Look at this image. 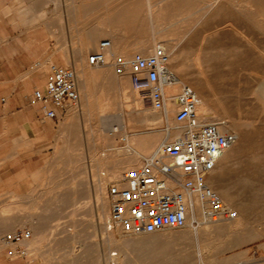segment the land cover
Here are the masks:
<instances>
[{"label": "rangeland", "instance_id": "obj_1", "mask_svg": "<svg viewBox=\"0 0 264 264\" xmlns=\"http://www.w3.org/2000/svg\"><path fill=\"white\" fill-rule=\"evenodd\" d=\"M140 1L142 0H0V55L15 38L19 39L22 47L28 43L34 54L26 62L22 60L21 54L16 58L20 67V83L15 94L18 102L10 96L11 84L2 83V79L7 76L0 74V114H21V108L28 107L29 97L38 86L29 89L26 72L35 61L36 67L41 66L37 63L41 61L42 55H55L58 59H54L57 63L47 64L39 77L49 73L53 65L71 66L68 59L71 56L75 58L80 41L91 28L97 26L100 18L107 13L118 18L120 11L124 16L125 10H129L130 6V14L136 15V5L142 6L143 1L145 2ZM26 9L33 16L45 13L49 16V21L47 24L36 22L33 26L23 25L18 12ZM137 15L139 17L122 21L120 26L111 29L114 33L119 32L116 36L122 44L115 58H131L135 54L148 56L154 52L152 49L145 55L131 50V46L148 29L143 7ZM141 19L145 20L142 22ZM225 20L229 22L225 23ZM140 21L142 28L139 27ZM243 24L245 23L222 7L213 17L202 22L190 38L182 43L183 52H177L181 55L175 54L167 62L168 66L171 65L169 67L172 72L181 74L186 80L185 86L197 89L200 94L204 93L208 106L240 127V137L231 146V150L227 151V160L221 163L224 166L219 178L214 179L218 186L229 191L234 210L241 213L242 226L233 235L221 239L209 238L206 253L213 254V260L208 255L200 257L205 241L195 229L193 238L186 240L190 247L185 250V242L182 245V241H173V237L187 229V226L139 234L133 233L125 224L107 228L108 218L103 222L98 216L94 182L105 177L102 172L108 174L114 168L124 166L121 155L125 151L118 142L125 135L121 132L110 135L103 129V124L96 121L98 116L89 114L86 108L80 112L78 106L74 105L72 114L60 122L46 121L45 126L50 131L49 139L43 138L42 125L36 126L32 142L28 139L25 128L18 132L10 130L0 134V235L5 240L6 234L29 230L32 233L30 239H36L34 243L27 244L1 243L0 264H109L107 258L110 249L113 252L119 249L120 253L126 247H149L151 251L148 253L153 259L166 253L172 254L175 246L174 250L177 252L173 253L176 256L182 253L191 255L193 259L189 256L190 264H264V108L258 99V87L261 88L264 81V58L254 49L255 46L263 49L264 40L261 35L253 33L247 24ZM157 37L158 41L164 39ZM107 38L108 36H102L96 44ZM123 49L125 53L120 51ZM90 52L92 50L84 56L85 71L92 67L87 62ZM108 62L106 65L115 66L112 55H109ZM182 87L172 89L174 91L171 90V95L178 93ZM137 95L142 100L138 91ZM142 107L146 111H153L148 102ZM176 109L177 106L167 118L168 124L174 129L178 125L172 116ZM147 126H155V121H148ZM121 168L124 174L127 167ZM116 180L118 179H111L108 185ZM107 187L104 197L107 196L109 201L110 217L112 200ZM221 200L225 203V199ZM203 205L204 203L200 206V212L207 216L203 212ZM197 216V213L190 215L195 228L198 227L194 223V220L198 222ZM18 221H22V224L11 226ZM3 227L7 229L4 230ZM165 233L174 235L167 238ZM243 235L246 237L243 238ZM157 237L161 240L160 243L166 245L161 251L151 249L154 248L152 244ZM193 251L196 258L192 256ZM176 262L173 260L172 263Z\"/></svg>", "mask_w": 264, "mask_h": 264}, {"label": "built area", "instance_id": "obj_2", "mask_svg": "<svg viewBox=\"0 0 264 264\" xmlns=\"http://www.w3.org/2000/svg\"><path fill=\"white\" fill-rule=\"evenodd\" d=\"M110 45L109 39H102L98 48L89 53L88 64L93 67L108 64ZM165 56V49L157 47L148 56L114 58L117 73L129 74L152 108L166 114L168 103L177 102L175 121L180 133L163 144L160 154L151 156L138 168L126 170L120 179L109 183L112 203L108 229L125 223H129V229L135 234L184 228L188 216L197 212V195L209 218L235 216L209 186L207 178L224 152L236 143L237 136L233 132H221L215 124L197 121L198 96L190 86L182 87L171 96L165 93V87L175 81ZM31 102L52 104L55 108L78 104L80 92L75 69L53 65L44 88L34 90ZM47 116L56 118L57 114L48 110ZM194 223L198 224L196 220ZM31 236L29 230L15 231L6 234L5 242L19 244Z\"/></svg>", "mask_w": 264, "mask_h": 264}, {"label": "bare ground", "instance_id": "obj_3", "mask_svg": "<svg viewBox=\"0 0 264 264\" xmlns=\"http://www.w3.org/2000/svg\"><path fill=\"white\" fill-rule=\"evenodd\" d=\"M138 1L139 0H137V2ZM142 1H140V3ZM122 4H124V3H121V5ZM121 5H119V6H121ZM108 6L112 7V5H108ZM126 6H127V4H126ZM130 7H128L129 10H125V12L123 14L124 16L121 15L122 11L118 12L117 16H120L118 18L115 17L111 13H107V12H109V7H108L107 8L108 11L106 12L107 14L104 15L102 18H100V21L98 22L97 26L91 28V31L88 33V36H86V47L91 40L94 42V44L89 43L88 46H91L90 48L85 47V49L84 48L80 49V53L78 54L77 59H76L78 61L79 65L75 63L76 61H71V67H73L75 69L76 74H77L78 85H79V81L81 80V78L84 76V73H85L84 68H82L80 65V61L82 60V56L84 55V52L88 51L89 49L90 50L94 49L93 51H95L99 46V44H96V41L99 38H101L102 36H108V39L110 40L111 45L107 50V56L109 58V55L110 56L116 55V52L119 51L118 49H119L120 45H122V44H121L120 39H118L116 36L119 32L117 31L118 33L116 32L117 33L116 34V33H114V30H111V29H114V28H117L118 26H120L122 21H128V20H130V18H132V20H133L134 17H136V18L139 17V15H137V14L142 9V7H143L144 11H146L145 19L148 22L147 23L148 29L143 34H141V37L139 39H137V41L131 46V50L140 51L141 53L148 55V53H150L152 51V49L154 51L157 47H162L166 51V56H165L166 62H169V58L173 57L175 54H176L175 56H177V54H179V56H180L181 54L177 53V52H180V51L183 52L181 50L182 43H184V41H186L190 38L191 34L194 33L196 28L202 22L207 21L211 17H213L215 15V13L218 12L222 7H224V9H226V11H228L231 15H233L234 18H236L239 21H242L243 23L247 24V26L253 30V33H256L257 35L258 34L261 35V37L264 40V0H145V2L143 1L142 6L136 5V8H135L137 10L136 15L130 14ZM133 7H134V5H133ZM116 9H119V7ZM112 13H113V11H112ZM119 13H120V15H119ZM18 14L21 17V21H22L23 25H26V26L30 25V24H32V26H33V23H36V22H38L39 24L40 23H46L47 24V21H49V16L46 15L45 13H41L39 15L33 16L30 14L29 9H26L23 11L21 10L18 12ZM143 17H144V15H143ZM145 19H141V21L145 20ZM141 21L139 24L140 28H142ZM227 22H229V21H226L225 23H227ZM136 24H137V22H136ZM245 24H243V25H245ZM239 26L241 27V25H239ZM182 27H183V29H181ZM231 27L236 30V28L233 27L232 25H231ZM26 28L28 29V27H26ZM130 29L132 30L135 28H130ZM120 30L119 31L121 33L122 29H120ZM238 32H240V31H238ZM120 36H122V35H120ZM157 36L163 37L164 39L163 40L161 39V41L160 40L158 41ZM242 36H243V34H242ZM254 38H256V37H254ZM100 41H99V43H100ZM255 44H257V43H255ZM254 49L257 51L258 54H260L264 58V48L262 49V48L255 46ZM120 51L122 53H125L124 49L120 50ZM252 52H253V49H252ZM258 54H256V56ZM260 55H258V56L260 57ZM173 58H171V59H173ZM126 59H129V58L126 57ZM77 66H79V67H77ZM169 66H171V65H169ZM169 66H168V68L171 70V68ZM173 73L175 75V81L172 84H169L165 87V93L167 95L168 94L171 95L172 89L178 90L182 86L187 85L186 80L182 77L181 74L175 73V72H173ZM258 89H259L258 99L261 101L260 104L264 108V81L262 83V87L261 88L258 87ZM199 90H200V88H199ZM172 91H174V90H172ZM195 92L198 96V105H197V110H196L197 121L201 124L202 123L215 124L220 129V131L224 132V133L232 131L237 136V138L239 139V137H240L239 125H235L234 122L227 120L226 118L222 117L220 114H219L220 115L219 116L217 114L218 112L216 110H214V108L208 106L206 104L207 100L204 98L203 91H202L203 94H200L201 92L199 93L197 89L195 90ZM258 99H256V100H258ZM176 105H177L176 101H170V105H168L169 108H168V112H167L169 115L173 112ZM157 113L159 114L160 112H157ZM155 114H156V112H154V110H153L151 113L152 119H154ZM171 127H173V126H171ZM164 133H165V131H164ZM229 150H231V147L228 148L224 152V154L220 157L216 168L208 175L207 181H208L209 186L212 188V190L214 192H216L220 198L225 199V204L235 214L234 218H232V219L221 218L218 220H213V219L209 218L208 216L202 215L200 212V209H201L200 206L202 207L203 202L200 200L199 196L197 195L196 196V204H197V208L199 211V212L198 211L196 212L198 215L197 216L198 217V227H196L197 229L192 225V220H191L192 218L190 216H188L187 225H186L188 227L187 229H185L182 232H179L174 237H173L174 234L172 235V233H169V234L165 233L166 235L163 234L167 238L173 237V239H174L173 241H175V242L176 241H179V242L182 241V245H183L184 242L186 244V240H191L193 238L194 231L196 230V232L198 234H200L203 237V240L205 241L202 245V250L199 253L201 258H204L208 255V257L211 260L214 259L213 254H207L206 253L207 249H208L207 243H209V238L214 237L213 239H219V238L221 239V237L229 236L231 234L233 235V233H237L239 231V228L242 226L241 213L234 210L235 207L230 202L229 191L227 189H223L222 187L218 186L217 183L215 182V179H214L216 177L219 178L221 172L223 171L224 165L222 166V164L225 160H227L226 154H227V151H229ZM95 192L97 195L98 216L101 218V221H103L104 219L106 220V217L108 218L107 220H109V215H108V208H109L108 202L109 201L107 199V196L104 197V193H105L104 186H101V185L97 186L95 188ZM21 224H22V221H18V225H21ZM34 226L35 225H33V227ZM106 226H107V224H106ZM126 226H129V223H125V227ZM5 229H7V228H5ZM2 231L3 230H1V232ZM245 237L246 236H244L243 238H245ZM226 238H228V237H226ZM237 238H241V237L238 236ZM237 238H235V239L237 240ZM243 238H241V239L243 240ZM169 240H171V239H169ZM224 240H226V239H224ZM35 241H36V239H26V240L22 241L20 244H23V243L27 244V243H31V242L34 243ZM160 241L161 240L158 237L155 238V240L152 244V246H154V248L152 247L151 249L154 250L156 248V249H159L160 251L162 249H164L166 247V245L160 243ZM218 241H221V240H218ZM4 242H5V240L0 235V244L1 243L4 244ZM137 242H139V241H137ZM213 242H215V241H213ZM148 243L150 244V242H148ZM187 243H188V241H187ZM191 243H190V245H193ZM178 244H177V246H179ZM174 245H176V244H174ZM186 245H185V247L182 246V248L184 247V250L186 247L189 246V245H187V246ZM149 246H151V245H149ZM192 247H191V249H192ZM174 248L176 249V246ZM174 248H173V251L177 252V250H174ZM187 249H186V251H188L190 248L188 250ZM117 250L118 251H114V252L110 251V254L107 258L109 260V264H173L172 263L173 260L177 261L174 264H177V263L178 264H190V261H191L190 259H193L191 257V255H188L185 252H184L185 254H183V253L177 254L176 253L177 254V256H176L175 253H173L172 248H171L172 254L169 255L168 253H166L164 256L159 255L158 257L153 258V259L150 258L151 255L148 253L151 251L149 247L148 248L126 247V248H123L120 253H119V249H117ZM156 253H159V252L156 251ZM188 253L190 254L191 252H188ZM193 255H194V251L192 252V256ZM189 256L191 257L190 259H189ZM194 258H196V257H194ZM198 258H199V256H198ZM138 259H140V262H138ZM150 260H153V261H150Z\"/></svg>", "mask_w": 264, "mask_h": 264}, {"label": "crops", "instance_id": "obj_4", "mask_svg": "<svg viewBox=\"0 0 264 264\" xmlns=\"http://www.w3.org/2000/svg\"><path fill=\"white\" fill-rule=\"evenodd\" d=\"M90 31L91 29L86 33L84 39L80 41L76 49L75 58L71 56V58L68 59L70 65L71 61H76L75 63L79 64L76 59L80 53V49H85L86 36H88ZM89 43L94 44L92 40ZM88 45L86 48L91 47ZM22 46L19 45V39L15 38V40L11 41L9 47L7 46L2 50V55H0V74L7 76L2 79V83L11 84L10 96H12L16 102H18V98L15 94H17L16 91L20 83V67L16 58L21 54L22 60L26 62L34 55L28 43H26L24 47ZM88 51L91 50L89 49ZM88 51L84 52L82 60L80 61L82 68H84V56ZM112 58H115V55L112 56ZM54 59H58V57L55 55H42L41 61L37 63V65H41L40 67H36L37 61L29 67L28 72H26V83L29 84V89L35 85L38 86L37 89L44 88L49 73L42 77H39V75L41 74V70L46 68L47 64L57 63ZM79 91L80 102L76 104V106H78L77 108L80 112L86 108L89 114L98 116L96 121L101 122L103 124V129L110 135L117 132L124 133L125 136L121 138L118 144H121L122 149L125 151L121 155V162L127 167L125 168L126 170L144 165L151 156L160 154L161 148L165 142L172 140L179 134V131L168 124L167 118H169L171 114H163V112L153 109L156 114L154 119H152V111H146L145 107H142L143 105L145 106L147 102L151 106L150 101L145 98L140 89L134 86L132 77L129 74L119 75L115 66H92L90 70L85 71L84 76L79 81ZM137 91L142 100L139 99ZM32 95L33 94H31L30 97ZM30 97L28 107L23 106L20 110L21 114H0V134L8 133L10 130L18 132L19 129L25 128L26 135L32 142L35 138L36 126L42 125L43 138L49 139L50 131L47 130L45 126L46 121L53 120L60 122L67 117V115L72 114V106L74 105H68L64 108H55L52 104H44L42 102L32 103ZM36 109H38V113ZM48 110H54L57 117L49 118L47 116ZM22 111L24 113H22ZM157 112L160 113L158 114ZM176 112L177 109L172 116L175 117ZM163 119H166V121ZM150 120L155 121V126H147V122ZM102 155L106 156V154ZM124 166H122V168ZM120 168H110L113 170L108 172V174L102 172V175L105 177H100L94 182V186L97 187L101 185L104 186L106 190L108 182L111 179H120L123 176ZM15 225H18V222H13V224H11L13 227ZM4 228L5 227L2 229Z\"/></svg>", "mask_w": 264, "mask_h": 264}]
</instances>
